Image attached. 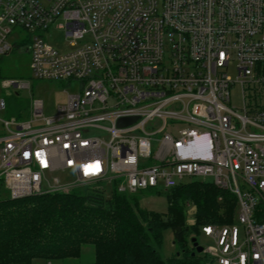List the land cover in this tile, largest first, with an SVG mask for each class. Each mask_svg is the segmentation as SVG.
I'll list each match as a JSON object with an SVG mask.
<instances>
[{"label": "built area", "instance_id": "built-area-1", "mask_svg": "<svg viewBox=\"0 0 264 264\" xmlns=\"http://www.w3.org/2000/svg\"><path fill=\"white\" fill-rule=\"evenodd\" d=\"M17 28L29 32L32 77L77 90L49 115L32 98L7 119L4 95L30 86L0 81L9 199L111 182L127 194L167 191L209 178L237 209L234 224L201 228L214 244L202 250L207 261L264 264V0H0V56ZM52 28L66 50L44 39ZM126 118L135 120L118 127Z\"/></svg>", "mask_w": 264, "mask_h": 264}, {"label": "trees", "instance_id": "trees-1", "mask_svg": "<svg viewBox=\"0 0 264 264\" xmlns=\"http://www.w3.org/2000/svg\"><path fill=\"white\" fill-rule=\"evenodd\" d=\"M83 187L1 199L0 264L78 260L83 246L92 247V264H206L191 255L188 237L206 225L235 223L236 198L211 182L195 180L165 191L164 214L138 207V196L146 191L122 193L117 182ZM187 212L194 218L190 227ZM164 229L177 246L167 259L159 253Z\"/></svg>", "mask_w": 264, "mask_h": 264}, {"label": "rangeland", "instance_id": "rangeland-1", "mask_svg": "<svg viewBox=\"0 0 264 264\" xmlns=\"http://www.w3.org/2000/svg\"><path fill=\"white\" fill-rule=\"evenodd\" d=\"M15 34L9 37V42L12 44L13 49L6 55L0 56V81L3 79H15L21 82L29 84L28 90H16L10 89L11 94L5 96L6 112L2 114L3 118L18 117L21 110L28 107L32 98H39L44 103V114L49 115L53 112V107L63 103L66 93H73L77 90V84H71L65 81L50 82V81H38L35 80L29 68L30 54L29 52L22 50L23 46H26L30 40L29 32L24 31L21 28L14 29ZM44 39L47 43L53 45L59 50H66V40L64 39L63 32L56 30L55 28L49 29L45 34ZM228 75L231 79L235 80L234 67L230 66L228 69ZM231 101L234 107H239V89L238 86L231 90ZM202 181L210 182L209 178H184L181 184H187L191 181ZM77 188H84L78 186ZM109 191V188L107 189ZM7 196L6 190L0 186V200ZM138 207L141 210L162 213L166 211V199L165 191L159 188L158 193L153 190L144 192L138 196ZM186 225L188 227L194 225V218L191 212H187ZM226 225V224H224ZM198 246L203 249L212 248L213 242L204 237L200 233V229L194 236ZM173 239L169 229H164L162 233V241L159 249L161 258L167 259L172 254L177 252V246L172 244ZM190 244L188 243V247ZM201 263L210 264L207 261V257L200 253L197 255ZM93 260V249L90 246L82 247V254L78 260H67V261H46L44 259H34L32 264H92Z\"/></svg>", "mask_w": 264, "mask_h": 264}, {"label": "water", "instance_id": "water-1", "mask_svg": "<svg viewBox=\"0 0 264 264\" xmlns=\"http://www.w3.org/2000/svg\"><path fill=\"white\" fill-rule=\"evenodd\" d=\"M134 120H135L134 118L119 119L117 121V126L121 127V126L128 125L132 123ZM190 243L192 244V248L194 249L193 253L191 254L192 256H194L195 254L202 253L203 248L201 246H198L195 238H191Z\"/></svg>", "mask_w": 264, "mask_h": 264}, {"label": "clouds", "instance_id": "clouds-1", "mask_svg": "<svg viewBox=\"0 0 264 264\" xmlns=\"http://www.w3.org/2000/svg\"><path fill=\"white\" fill-rule=\"evenodd\" d=\"M202 142H206V140H201V141H200V140H195V141H194V143L197 144V145H198L199 143H202ZM205 145L208 146L207 143H206Z\"/></svg>", "mask_w": 264, "mask_h": 264}]
</instances>
